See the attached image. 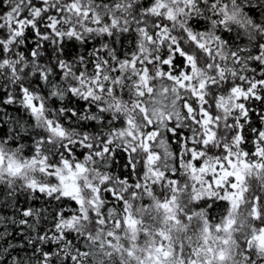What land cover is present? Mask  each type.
Returning <instances> with one entry per match:
<instances>
[{
	"label": "snow or ice",
	"instance_id": "6c2138e0",
	"mask_svg": "<svg viewBox=\"0 0 264 264\" xmlns=\"http://www.w3.org/2000/svg\"><path fill=\"white\" fill-rule=\"evenodd\" d=\"M0 264H264V0H0Z\"/></svg>",
	"mask_w": 264,
	"mask_h": 264
}]
</instances>
